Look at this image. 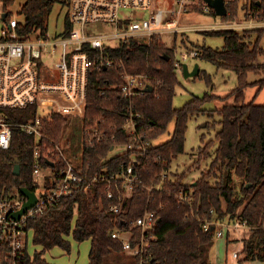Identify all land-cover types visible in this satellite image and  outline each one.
<instances>
[{
    "label": "trees",
    "instance_id": "trees-1",
    "mask_svg": "<svg viewBox=\"0 0 264 264\" xmlns=\"http://www.w3.org/2000/svg\"><path fill=\"white\" fill-rule=\"evenodd\" d=\"M1 1L7 7L14 2ZM57 4L66 11L65 30L59 36L69 34L72 29L67 17L70 0H27L20 12L24 16L20 34L47 33L49 16ZM241 14L246 21L264 23V0L247 3L237 0L222 19L233 21ZM206 33L223 37V49L193 44L191 51L197 50L199 59L213 63L220 70L235 71L239 77V85L230 95L235 97V103L226 104L218 111L221 116L216 135L218 147L209 168L193 185H186L183 175L171 174L173 161L185 152L190 120L205 112L206 104L217 96L209 93L202 98L194 97L184 107L175 108L174 99L181 84L174 49L157 36L149 42L131 41L110 50L112 56L124 63L127 73L143 77L153 91L124 98L120 88L126 81L118 64L94 71L84 118H76L72 123L68 117L52 113L44 119L45 132L61 144L67 130L81 126V141L76 140L72 145V140L68 139L66 144L75 153L69 157L78 161L79 170L87 181L102 174L110 176L127 170L131 165L146 186H157L164 174L167 177L161 189L139 192L123 199L122 203L107 198L105 184L92 186L88 193L82 185L73 195L61 198L43 214L27 221L33 243L41 250L35 251L33 256L27 255L25 264H52L46 259V253L55 248L70 253L72 245L68 238L71 236L79 243L91 241L89 264H210L215 231H204L203 223L226 217L249 230V235L243 239L242 262L264 261V105L254 101L246 103V91L253 86L248 81L249 74L264 73V62L260 63L264 57L261 47L264 28L241 33L236 30ZM254 34L257 37L252 40ZM201 73L211 85L210 75L200 71L199 76ZM129 107L139 115L138 132L151 141V146L146 151L130 150L114 156L112 152L116 148L135 142L123 130ZM15 115L13 122L21 123L33 118L35 113L29 110ZM173 122L172 138L156 144ZM93 128L105 134L100 142L88 141L86 129ZM32 146L33 138L17 129L11 148L0 153V193L23 187L34 189L30 166ZM210 148L211 143L200 150L193 166L211 156ZM16 159L21 166L19 176L13 173ZM190 190L194 192L193 203L181 204L177 194ZM113 203L121 205L120 214L109 210ZM147 209L158 211L157 240L144 256L126 255L121 243L111 234L116 228L125 229L126 222L141 217Z\"/></svg>",
    "mask_w": 264,
    "mask_h": 264
},
{
    "label": "built area",
    "instance_id": "built-area-1",
    "mask_svg": "<svg viewBox=\"0 0 264 264\" xmlns=\"http://www.w3.org/2000/svg\"><path fill=\"white\" fill-rule=\"evenodd\" d=\"M236 1L224 0L227 11ZM159 2L160 8H155ZM140 11H152V14L145 18ZM197 12L210 14L215 11L207 0H70L67 17L72 29L67 35L52 38L39 32L23 36L19 32L20 23L11 21L7 10L0 13L5 23L0 32V153L11 148L17 129L33 138L30 166L34 189H28L37 197L36 205L17 219L14 215L28 201L22 188L0 193V264H25L26 256H33V246L30 247L33 233L27 229V221L43 214L61 198L73 195L82 185L88 193L92 186L105 184L107 198L118 199L120 203L139 192L161 189L167 175L162 176L157 186L149 187L140 181L133 165L110 176L102 174L87 181L79 170L78 161L67 158L62 144L46 134L44 119L52 113L68 117L72 123L76 118L83 119L93 72L115 64L124 71L122 78L126 83L120 88L124 98L145 93L148 85L144 78L127 73L124 63L110 53L122 44L149 42L156 36L162 39L164 33L237 30L252 27L250 24L254 22L227 21L223 25L201 28L183 24L186 14ZM105 28H112L113 33L103 34ZM113 41L117 43L110 44ZM180 55L177 69H183L184 62L189 59L199 58L197 50ZM129 108L123 130L135 142L116 148V155L130 150L146 151L151 146V141L138 132L139 115ZM29 110L35 113L33 118L13 122L15 114L23 115ZM85 134L90 143L100 142L105 137L95 128L86 129ZM68 148L71 150L69 145ZM177 197L181 204H192L194 192L180 191ZM109 210L114 214L122 212L121 205L116 203L111 204ZM157 217L158 211L147 209L141 217L126 222L125 229L116 228L112 238L121 243L128 255L144 256L157 240ZM203 227L206 232L214 227L215 238H222L228 230L246 226L238 221L228 225L205 220ZM234 257L238 258L239 254L235 253Z\"/></svg>",
    "mask_w": 264,
    "mask_h": 264
},
{
    "label": "rangeland",
    "instance_id": "rangeland-1",
    "mask_svg": "<svg viewBox=\"0 0 264 264\" xmlns=\"http://www.w3.org/2000/svg\"><path fill=\"white\" fill-rule=\"evenodd\" d=\"M26 1L27 0H14L13 4L7 7L6 4L0 0V13L7 10V12L11 14V21L23 23L24 16L21 15L20 12ZM248 1L251 0H241L242 3H247ZM163 2L166 3V1ZM155 8H160V2L159 4L155 5ZM140 12L145 14V18H149V16L152 14V11ZM242 16L243 15L241 14L240 18L233 20V22L245 23V20L244 18H242ZM65 18L66 11L62 9V6L60 4H57L50 14L48 20L47 34L50 38L56 37L63 31ZM182 22L184 25H191L194 28L210 27L213 25L218 26L224 24L222 17H219L213 13L208 14L203 12H197L196 14H186L182 18ZM250 25H252V27L245 26L237 29L236 31H239L241 33L242 31L248 29L264 28L263 22H253ZM4 27L5 23L2 20L0 14V32ZM111 33H113L112 28L104 29L103 34ZM256 37L257 34H254L252 36V40H254ZM162 40L169 48L174 49V57L176 61L180 59L181 53L185 54L191 51V49H193V44L206 45L216 50L223 49L225 45L223 37L211 36L205 31H200L198 29L196 31L180 33L178 35L164 33L162 35ZM116 43V41H113L110 44L114 45ZM261 47L264 49V33L262 34L261 38ZM263 62L264 57L260 59V63ZM185 64L188 65L190 71H192L194 69V66L198 64L201 72H205L210 75L212 84L209 85L207 83V80L202 75V73L201 76L197 75L194 77L186 78L183 69H178L177 76L181 85L177 89V95L174 99V107L180 109L194 97L202 98L203 96H205V94L212 93L217 96V99L211 102L209 101V103L206 104L205 112L190 120L186 134L185 152L172 163L171 174H174V176L183 175L184 183L186 185H193L202 176V173L209 168L212 160L215 157L216 149L218 147L216 135L220 130L219 121L221 120V116L220 114H218V111L221 110L226 104L235 103V97L230 95L233 90L238 87L239 77L235 71H226L225 69L220 70L213 63L201 60L199 58L189 59L187 62H184V65ZM248 81L252 83L253 86H250L246 91V103L254 101L258 105H264V73H250ZM260 89L261 91H259ZM174 128L175 123L173 122L169 126L168 133L160 137L155 143L162 144L170 140L173 136ZM81 133V126L76 127L73 130H67V132L65 133L64 140L61 144L64 147V150H66L65 156L67 158L70 155L72 157L75 153L68 148L66 142L68 141V139L72 140V145L76 144V140L80 142ZM209 143H211V156L207 159L202 160L199 165L193 166L197 162L200 150ZM73 149L76 150L77 148ZM112 154L115 156L117 154V150H114ZM45 173L47 174V172ZM217 221L224 224L226 223L228 225L231 223L228 217ZM218 229L222 230V228L219 226ZM231 230H228L229 234ZM239 233L240 234L238 235V232H231L230 237L234 238L235 240L231 241L226 246L224 242L225 239L216 240V245L214 247L215 257L218 250L220 258H223L224 260L225 258H227L229 263L242 264V260L239 261L233 257L234 251L240 250L239 252H242L243 250V239H241V237H243V234L246 233V229L242 228L241 230H239ZM247 235H249V230L247 231ZM30 247H32L31 252L34 255L35 248L33 239H30ZM125 254L128 255L127 253ZM87 255L88 245L81 244L79 246H73V251L70 256L59 257L57 250H55L52 253L50 252L46 258H50L56 264H87ZM245 263L252 264L253 261Z\"/></svg>",
    "mask_w": 264,
    "mask_h": 264
},
{
    "label": "water",
    "instance_id": "water-1",
    "mask_svg": "<svg viewBox=\"0 0 264 264\" xmlns=\"http://www.w3.org/2000/svg\"><path fill=\"white\" fill-rule=\"evenodd\" d=\"M207 3L215 11V14L217 16H219V17L227 16L228 11H227V7L224 3V0H207ZM5 17H6V14L4 15V18ZM169 59L170 58L168 57L167 60H169ZM183 71H184L186 78L194 77V76H197L200 74V67L198 64H196L194 66V69L192 71H190L188 65L185 64L183 66ZM152 91H153L152 86H147L145 89L146 93H151ZM13 173L16 176H19L21 174V166H20L18 159H16V165L14 167ZM21 192L24 196H26L28 198V201L24 205L23 209L14 215L17 219H20L28 210L33 208L37 203V197H36V194L34 192L30 191L28 188H22ZM213 230H214V227H213Z\"/></svg>",
    "mask_w": 264,
    "mask_h": 264
},
{
    "label": "crops",
    "instance_id": "crops-1",
    "mask_svg": "<svg viewBox=\"0 0 264 264\" xmlns=\"http://www.w3.org/2000/svg\"><path fill=\"white\" fill-rule=\"evenodd\" d=\"M242 228H244V229H246V233L245 234H243V237H241V239H244L246 236H247V231H248V229L247 228H245V227H241L240 229H232L231 231H230V234H231V232H238V235L240 234L239 233V230H241ZM230 234H229V232L227 231V233H226V236H224V237H222V238H216L215 239V241L216 240H223V239H225V246L226 245H228L231 241H234L235 239L234 238H232V237H230ZM236 239H238V238H236ZM68 240L71 242V245H72V250H71V252L70 253H68V252H66L65 250H63V249H61V248H55V249H53V250H50V251H48L47 253H46V256L45 257H47V255L51 252H53V251H55V250H57V252H58V256L59 257H65V256H70L71 254H72V251H73V246H76V245H81V244H87L88 245V255H87V264H89V255H90V251H91V241H85V242H82V243H79V242H77V241H75L74 239H73V237H69L68 238ZM215 245L216 244H214V246H213V248H212V250H211V253H210V264H234V263H229L228 262V260H227V258H225V260L223 259V258H220L219 257V251L217 250V253H216V257H215V252H214V247H215ZM34 248H35V251H40L41 250V248H38V247H36V246H34ZM240 250H236V251H234V253H233V257H234V254L235 253H238V254H240L241 252H239ZM235 258V257H234ZM50 263H52V264H56L54 261H52L50 258H46ZM236 260H242L243 259V256L240 254L239 255V257L238 258H235ZM242 264H246V263H242ZM252 264H264V261H260V262H257V261H253V263Z\"/></svg>",
    "mask_w": 264,
    "mask_h": 264
}]
</instances>
